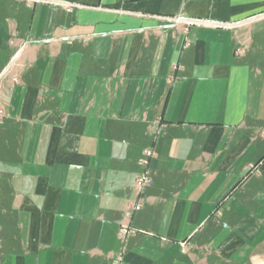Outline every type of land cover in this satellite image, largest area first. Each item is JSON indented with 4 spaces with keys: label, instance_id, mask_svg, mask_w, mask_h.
<instances>
[{
    "label": "crops",
    "instance_id": "1",
    "mask_svg": "<svg viewBox=\"0 0 264 264\" xmlns=\"http://www.w3.org/2000/svg\"><path fill=\"white\" fill-rule=\"evenodd\" d=\"M59 1L0 0V264L264 260V0Z\"/></svg>",
    "mask_w": 264,
    "mask_h": 264
},
{
    "label": "built area",
    "instance_id": "2",
    "mask_svg": "<svg viewBox=\"0 0 264 264\" xmlns=\"http://www.w3.org/2000/svg\"><path fill=\"white\" fill-rule=\"evenodd\" d=\"M21 1H24L27 5H32L34 3L53 4V5L65 7L68 11H71L73 7V4L67 3V2H61L59 0H21ZM167 21L170 23V26H178L181 24L185 26L186 28L191 25H209V26L221 27V28H235L241 25V21L211 22L209 20L188 18L182 15H178L175 17H168ZM61 39L67 42L70 41L68 37L61 38ZM2 113H3L2 110H0V120L2 119ZM153 155H154V150L152 147H149V148L144 149L141 157L137 160L138 164L141 166V171L139 172L135 180L136 186L139 192H142L144 188H146L152 183V178L149 172V162H150V159L153 157ZM133 209L135 210L140 209V204L135 203L133 206ZM132 231H134L133 228H129L128 226L122 225L118 230V234L122 238H125ZM180 246H181L182 251L184 252L186 250L187 243L181 242ZM111 264H125L122 255H118L117 257H115L112 260Z\"/></svg>",
    "mask_w": 264,
    "mask_h": 264
},
{
    "label": "rangeland",
    "instance_id": "3",
    "mask_svg": "<svg viewBox=\"0 0 264 264\" xmlns=\"http://www.w3.org/2000/svg\"><path fill=\"white\" fill-rule=\"evenodd\" d=\"M2 118H3V113H2ZM1 120H2V119H1ZM1 120H0V121H1ZM3 136H4V135H3L2 131H1V128H0V140L2 139ZM253 264H264V260L261 258L260 260L254 262Z\"/></svg>",
    "mask_w": 264,
    "mask_h": 264
}]
</instances>
